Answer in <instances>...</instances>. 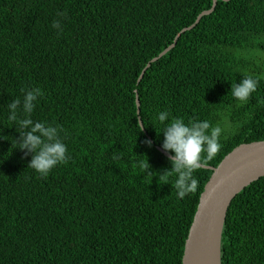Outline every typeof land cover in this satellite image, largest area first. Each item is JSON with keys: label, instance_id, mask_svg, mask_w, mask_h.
Returning <instances> with one entry per match:
<instances>
[{"label": "trees", "instance_id": "obj_1", "mask_svg": "<svg viewBox=\"0 0 264 264\" xmlns=\"http://www.w3.org/2000/svg\"><path fill=\"white\" fill-rule=\"evenodd\" d=\"M213 3L0 0V264H182L211 168L264 141V0H218L196 24ZM248 74L259 86L240 104L232 84ZM35 87L43 96L32 118L63 126L72 156L47 178L28 168L34 153L16 148L21 133L8 119V104ZM164 110L228 125L183 199L174 177L163 185L134 166L172 167ZM222 264H264V177L231 204Z\"/></svg>", "mask_w": 264, "mask_h": 264}, {"label": "clouds", "instance_id": "obj_2", "mask_svg": "<svg viewBox=\"0 0 264 264\" xmlns=\"http://www.w3.org/2000/svg\"><path fill=\"white\" fill-rule=\"evenodd\" d=\"M64 17L65 14L58 13ZM53 27L59 32H63V20L57 19L53 22ZM259 86V79L253 75H245L238 83L232 84L231 95L240 104H247L252 94ZM23 97L14 99L8 104V119L18 125L21 138L16 140L17 146L21 151L27 150L34 153L28 168L33 169L42 178H47L50 173L59 165H67L72 159L69 154L68 146L65 143L63 126L39 121L32 118L39 99L43 96L40 88L22 89ZM22 106V107H21ZM21 110L24 116H20ZM157 120L163 126L162 135L165 137L163 148L171 153L172 167L163 172L152 170L149 162L141 159L134 163L148 176L159 178V183L168 184L170 178L174 177L171 183L176 189L180 199L189 194H194L199 188V180L195 173L207 166L208 162L215 158L222 144L220 139L227 130L228 125L219 124L213 126L209 120L193 119L185 121L182 117H172L169 110L159 111ZM144 127V125H142ZM149 147L151 140L145 141ZM121 155L114 154L113 159H121Z\"/></svg>", "mask_w": 264, "mask_h": 264}, {"label": "water", "instance_id": "obj_3", "mask_svg": "<svg viewBox=\"0 0 264 264\" xmlns=\"http://www.w3.org/2000/svg\"><path fill=\"white\" fill-rule=\"evenodd\" d=\"M217 4L218 0H214L212 10L201 14L196 24L210 15ZM193 27L182 30L178 39ZM137 106L140 107L139 99ZM164 154L171 157L166 152ZM211 170L213 174L200 197L185 243L182 264H222L223 231L231 204L242 191L264 177V141L240 145Z\"/></svg>", "mask_w": 264, "mask_h": 264}, {"label": "rangeland", "instance_id": "obj_4", "mask_svg": "<svg viewBox=\"0 0 264 264\" xmlns=\"http://www.w3.org/2000/svg\"><path fill=\"white\" fill-rule=\"evenodd\" d=\"M204 168H206V169H209V167H208V166H206V167H204Z\"/></svg>", "mask_w": 264, "mask_h": 264}]
</instances>
